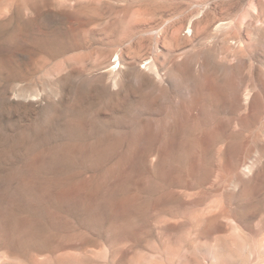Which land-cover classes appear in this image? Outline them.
<instances>
[{"label":"rangeland","instance_id":"1","mask_svg":"<svg viewBox=\"0 0 264 264\" xmlns=\"http://www.w3.org/2000/svg\"><path fill=\"white\" fill-rule=\"evenodd\" d=\"M0 264H264V0H0Z\"/></svg>","mask_w":264,"mask_h":264}]
</instances>
